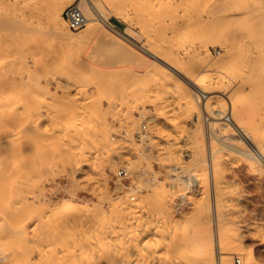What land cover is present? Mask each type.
Here are the masks:
<instances>
[{"label":"rangeland","instance_id":"1","mask_svg":"<svg viewBox=\"0 0 264 264\" xmlns=\"http://www.w3.org/2000/svg\"><path fill=\"white\" fill-rule=\"evenodd\" d=\"M206 1L95 0L105 17L124 34H130L134 43H140L153 52L158 50V53H162V50H167L165 55L162 54H168L166 58L174 60L173 62L182 61L184 51L192 42L191 53L196 56L205 55L204 49L210 55L207 56L208 59L224 53L221 35L214 33L212 28L197 34L190 26L184 25L185 32L181 35L178 32L177 36H173L168 30L172 21H195L197 15L206 16L212 0ZM27 2L29 3L28 0H0V14H9L19 18L20 22L39 29L36 33L35 29L17 31L11 27L8 29L7 26L0 27V86H4L0 90V111L13 108V119L6 126L2 122L5 117L0 113V148L4 147L3 144L6 147L8 143L11 144L7 145L9 148L17 145L15 151L20 152L17 153L18 156L14 153L13 158H18L12 163L16 162L17 166L21 163L16 172L20 173L25 169L27 174L29 172L26 181L22 179L27 184L19 226L24 223L34 224L38 216L48 214V204H58L65 200L85 203L90 212L107 214L109 219H115L116 222L117 218L120 220V215L119 212L115 213L118 210L114 208L123 203L129 204V201L135 203L138 196L151 206L159 202L160 195L165 191L166 194L175 193L178 197H182L181 194L184 193L188 200V196H202L200 191L204 188V182L194 183L193 180H188L193 183L192 186L189 182L186 184L180 181L177 175L190 176L195 172L203 177L205 172L209 173L206 161L210 159L211 151L214 162L219 163L230 155L235 160L236 168L237 165H245L236 153L222 144L215 133L209 134L207 122L211 119L210 116L203 108L204 112L200 111L191 98H183L175 74L100 23H96L100 31L92 33L80 43L68 45L59 41L46 33L48 25L45 20L29 18L31 23L28 20L21 21ZM201 2L209 3L204 5ZM69 3L66 2L62 9ZM221 10L223 13H217ZM223 10L225 9H217L210 15L209 21L221 19ZM86 26L87 24L79 31L68 29V32L75 37L83 33ZM20 41H25L23 46L27 43L25 48L22 45L19 47ZM17 53L18 59L15 58ZM63 57L65 62H62ZM55 62V66L48 67L49 63L52 65ZM206 84L214 86V79L210 78ZM203 99L201 101L204 102L206 99ZM65 103L69 104V108L61 110L64 112L56 110ZM215 105L220 108L221 101H216ZM195 113L199 114V120L194 125ZM60 117H76L79 120L76 130L58 125ZM217 118L213 119L216 122L214 126L220 131L217 122L223 119L220 116ZM143 124L145 135L141 136ZM193 150L198 154L197 161L190 154ZM72 160H75L74 163ZM24 165L25 168L22 167ZM126 165L131 167L126 170L128 177L116 185L113 174L119 168L125 169ZM175 165L178 169L172 171L171 168ZM244 167L237 169L236 176H227L226 181L229 188L233 185L230 189L237 191L240 198L238 203H243L246 207L245 212L241 213L240 221L234 223L238 228L236 243H239L243 251L258 259L256 252L259 238L252 226V208L258 199L264 211V180H260L262 174L264 176V165L254 163V167ZM207 183L209 185L208 181ZM208 194L211 195L212 192ZM242 194L245 201L242 200ZM42 230L43 228L37 227L32 233L27 229L26 237L29 238L21 240L16 234L3 242L9 243L19 238L25 243L47 245L54 241L43 232L45 229ZM261 251L263 257L259 260L264 264V250ZM236 259L237 256L234 255L232 261L238 264L234 261Z\"/></svg>","mask_w":264,"mask_h":264},{"label":"bare ground","instance_id":"2","mask_svg":"<svg viewBox=\"0 0 264 264\" xmlns=\"http://www.w3.org/2000/svg\"><path fill=\"white\" fill-rule=\"evenodd\" d=\"M28 1L29 3L27 2L25 10H23L21 21H27L29 18H35L37 21L45 20L48 25L46 33L68 45L80 43L92 33L96 34L97 31H100L96 23H100L112 33L121 36L127 42L144 51L151 59L177 76L180 84L179 90H181L184 99L186 96L191 98L199 110L201 109L200 111H203V108L205 113H208L212 119L207 122L209 134L215 133L222 144L236 153L241 163L247 167H254V163L264 165V0H212L208 5L206 16L197 15L195 21L192 19V21H172L168 30L173 36H177L178 32L180 35L183 34L186 30L184 25L190 26L197 34L212 28L214 33L218 32L221 35L220 39L224 47V53L221 55L219 53L216 58L214 56L208 59L207 56L210 55L206 49H204L205 55L203 56L191 53L192 42L184 51L182 61L177 62L166 58L169 56L168 54L164 56L167 50H162L163 47L159 49L164 55L158 53V50L153 52L140 43H134L130 34H124L105 17L95 0H92L95 11L92 12L94 14L89 15L85 31L75 37L69 34L60 13L64 4L73 0ZM197 1L201 0H195V3ZM208 3L203 4L207 5ZM194 5L197 6V4ZM222 8L225 10H223L224 14L221 19L209 21L210 15ZM205 9L203 12L206 11ZM221 12L222 10L217 13L221 14ZM182 16L184 15L182 14ZM216 18L219 17L216 16ZM18 21L19 18L9 16V14H0V27L6 28L7 26L8 29L12 28L17 31L35 29L34 31L38 33L37 27ZM28 21L31 23L30 20ZM21 41L19 47H22V43L25 42ZM13 42L15 44V41ZM36 42L38 41L36 40ZM203 42L205 44L204 40ZM41 46L40 48H42ZM15 58L18 59V53ZM65 61L66 59L63 57L62 62ZM51 63L48 64V67L57 64V62L52 65ZM23 66H25L24 63ZM210 78L214 79V86L206 84ZM3 88L4 86H0V90ZM203 98L206 99L204 102L201 101ZM216 101H221L220 108L216 107ZM66 108H69V104L65 103L56 110L61 112ZM12 109L0 111L1 115L5 117L2 119L5 126L13 119ZM219 116L223 119L217 122L220 125V131L215 128L216 122L213 120ZM60 119L58 125L62 124L67 129H75L77 128L76 124L79 123L76 117L66 119L60 117ZM198 120L199 114L195 113L194 125ZM3 140L6 142V139ZM0 144L2 145L1 141ZM7 145L5 147L3 144L4 147L0 148V264H236L232 261L234 255L237 256L234 261L238 264H263L259 259L263 257L261 250H264V211H262L263 206L259 204L258 199L252 208L254 212L252 226L259 238L258 243L256 241L258 259L252 257L251 253L243 251L239 243H236L235 236L238 235V228L234 226V223L240 221L245 205L238 203V193L235 189H230L232 184L229 188L226 179L227 176H236L237 169L243 168L245 165L241 164L240 167L237 165L236 168L235 160H232L230 155L225 156L217 163L212 160L213 152L211 151L210 159L206 161L210 170L209 173L205 172L203 177L195 172L190 176L177 175L179 180L186 184L190 180H193L194 183L204 182V188L200 191L202 196L191 195L193 197L188 196V200L184 193L181 194L182 197H178L179 195L175 193L166 194L165 191L160 195V199L158 198L159 202L152 206L147 201L143 202L142 198L140 200L138 196L137 202L130 203L129 201V204L123 203L114 208L118 210L114 212L116 214L119 212L118 215H120V220L117 218L119 221L116 220V222L113 219L116 216L111 220L106 216L107 214L104 216L99 215L98 212L97 214L96 211L90 212V208L85 203L84 205L76 200L64 199L65 201L58 204H48V214L38 216L34 224L24 223L19 226L22 221L20 220L23 209L22 202L26 192L25 178L29 176V172L27 174L26 169L23 171L24 173L16 172V169L21 167V163L18 162L20 167L16 162L13 164V160L18 158L13 157L14 153L17 154L20 151H15L17 145L15 148L13 147L14 150ZM190 154L193 160H196L198 156L196 151L193 150ZM208 160L210 161L208 162ZM22 161L24 160L22 159ZM203 163L202 165L205 164ZM22 167L25 168V165ZM130 168V166H125L127 171ZM171 169L176 171L178 168L175 165ZM16 178H20V180ZM23 178L25 181L22 180ZM260 180L263 182V174ZM206 181L209 182V185L206 184ZM191 185L193 186V183ZM209 192L212 194L209 195ZM27 193L30 194V192ZM242 200H244L243 194ZM37 227L45 229L42 231L46 232L55 242L51 241L50 245H39L40 243L30 244L20 241L19 238L24 240L26 237L27 229L33 233ZM16 234L19 235L18 240H15L17 242H3L4 239Z\"/></svg>","mask_w":264,"mask_h":264},{"label":"built area","instance_id":"3","mask_svg":"<svg viewBox=\"0 0 264 264\" xmlns=\"http://www.w3.org/2000/svg\"><path fill=\"white\" fill-rule=\"evenodd\" d=\"M93 11L95 10L92 0H73L62 9L61 15L70 31H79L89 20V15L94 14ZM144 129L145 125L143 124L140 132L141 136L145 135ZM127 177V171L124 168H119L113 174V182L119 185Z\"/></svg>","mask_w":264,"mask_h":264}]
</instances>
